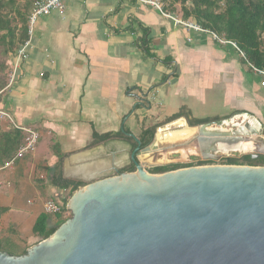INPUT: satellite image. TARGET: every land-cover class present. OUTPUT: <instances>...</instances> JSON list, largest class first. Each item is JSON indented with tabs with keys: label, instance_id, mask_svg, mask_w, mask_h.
<instances>
[{
	"label": "crops",
	"instance_id": "crops-1",
	"mask_svg": "<svg viewBox=\"0 0 264 264\" xmlns=\"http://www.w3.org/2000/svg\"><path fill=\"white\" fill-rule=\"evenodd\" d=\"M64 2V16L36 25L26 61L10 55L16 79L0 92L14 122L0 117V169L23 143L17 125L41 135L35 153L0 171V249L16 256L67 220L44 213L49 200L68 210L75 191L61 176L87 186L127 172L135 138L154 125L264 124L261 79L233 45L137 0Z\"/></svg>",
	"mask_w": 264,
	"mask_h": 264
},
{
	"label": "water",
	"instance_id": "water-1",
	"mask_svg": "<svg viewBox=\"0 0 264 264\" xmlns=\"http://www.w3.org/2000/svg\"><path fill=\"white\" fill-rule=\"evenodd\" d=\"M184 121L205 136L200 138L203 160L246 153L219 150L244 140L236 131L204 134L205 128L226 121L200 126ZM160 132L145 148L135 138V172L117 171V176L79 187L67 206L69 220L24 255L0 250V264H264V166L213 165L151 174L146 167L164 166L147 164L142 156L157 148ZM262 134L263 128L254 136L261 148L251 151L256 152L253 159L264 156ZM166 146L169 141L159 148Z\"/></svg>",
	"mask_w": 264,
	"mask_h": 264
},
{
	"label": "trees",
	"instance_id": "trees-1",
	"mask_svg": "<svg viewBox=\"0 0 264 264\" xmlns=\"http://www.w3.org/2000/svg\"><path fill=\"white\" fill-rule=\"evenodd\" d=\"M166 10L174 11L176 5H181V12L185 20L193 19L205 30H209L229 42L236 43L246 57L247 65L257 68H264V0H162ZM16 7V2L10 0ZM4 3L0 0V45L4 46V54L8 57L3 70H7L8 80L11 75L10 55L14 54L17 48L28 39L29 24L28 17L31 12L33 1L25 9H19L17 15L10 19L4 12ZM0 86V92L6 88L8 83ZM179 117H174L172 122ZM221 120L204 119L190 122V126H200ZM156 128H149L144 131L141 138L142 147H148L154 140ZM138 146V144H135ZM226 165L238 166H264V156L253 159L252 155L242 157V164L236 157L224 158ZM216 164L214 161L199 162V166ZM189 164H178L173 166L156 167L152 169V174H163L183 168H190ZM127 172H135L136 168L131 165ZM66 188L72 187L76 192L83 184L63 180ZM66 210L65 205H61ZM64 221L63 223H65ZM62 223V224H63ZM61 224V225H62ZM60 225V226H61ZM40 226V222L37 224ZM59 226V227H60ZM57 230V229H56ZM56 230L47 234L46 238L52 236ZM1 250V249H0ZM2 251V250H1ZM26 254V253H25Z\"/></svg>",
	"mask_w": 264,
	"mask_h": 264
},
{
	"label": "built area",
	"instance_id": "built-area-1",
	"mask_svg": "<svg viewBox=\"0 0 264 264\" xmlns=\"http://www.w3.org/2000/svg\"><path fill=\"white\" fill-rule=\"evenodd\" d=\"M32 1H33V6L28 17V24H29L28 39L24 43H22L15 52L16 58L20 61L21 60L26 61L29 58L28 51L31 45V40L34 35L35 27L38 24V22L42 18L48 17L55 12L59 13L61 16H64L66 13V5L64 0H32ZM137 1L142 5L151 6L152 8H155L156 10L160 11L166 18L174 21L177 26H181L187 29L188 31H192L196 33H208L212 35L213 38L222 45H228V44L233 45L238 50L240 55L246 60L244 52L240 50V48L236 43L221 39L215 33L209 30H205L193 19L185 20L183 18L176 16L173 13L167 12L165 9L164 2L162 0H137ZM249 67L255 74H257L260 77L261 86L264 89V68L260 69L250 64ZM15 79H16V75L12 72L7 87H10L14 83ZM0 117L2 119H7L10 122L14 123L12 117L5 111H0ZM16 127H17L16 129L21 131L24 135L23 143L20 145L15 157L12 160H10V162H7L4 165V167L0 169V171L11 168L18 159L33 154L38 149L41 138L40 133L32 128H26L18 125ZM3 186H4V182L0 179V191ZM44 213L49 216L63 214L67 218L70 211L63 210L61 205H59L56 201L49 200L46 202L44 206Z\"/></svg>",
	"mask_w": 264,
	"mask_h": 264
},
{
	"label": "rangeland",
	"instance_id": "rangeland-1",
	"mask_svg": "<svg viewBox=\"0 0 264 264\" xmlns=\"http://www.w3.org/2000/svg\"><path fill=\"white\" fill-rule=\"evenodd\" d=\"M1 1L5 5L4 12H6L10 16L9 17L10 19H13V16L17 15V11L19 9H25L27 6H30L32 3V0H14L16 2V7H14L12 3L10 2V0H1ZM175 9L177 11L176 13L178 15H181V9H182L181 5H176ZM7 61H8V57H6V55L4 54V46L0 45V86L5 84L8 80L7 70H3L4 69L3 67L5 66ZM235 120L233 122H236ZM187 122L189 123V121ZM261 125H263L262 136L264 137V124H261ZM245 127H246V124L238 120V124H233V123L224 124L223 123V125L221 126H215V124H213V126L208 127L206 130H216V129L222 130L223 129L227 131L239 132L240 128H245ZM153 128H156L155 135L157 133V130L160 128L161 132L159 134H164V135L167 134L170 136L171 138V141L169 142L170 146H166V148H162V149H151L152 151H149L145 154L146 155L145 159H148V161H150V160H157L159 158V160H161L160 164L162 166H168V167L173 166V165H178V164H189V165H192V167H200L199 162L204 161L202 155L200 154V151L198 149L182 151V148L192 149L195 146L198 147L199 144L201 143L199 139L205 136H202L201 134H198V133L197 134L194 133L193 130H189L185 125L181 126L180 124H178V122H176L175 124H172V122H167V121L161 122L160 124L154 125ZM177 133H180V134L174 137V135H176ZM240 134L244 136L243 143L245 145V149L240 150V151L237 150V152H246V153H233L231 157L238 158L240 160V164H242V157L247 156V155H253L254 153H256V152H251V151H254L257 148H261V144L258 142V139L254 137L255 135L250 132L245 133V132L240 131ZM249 136L251 138L247 139V137ZM179 139H180V143H174L176 140H179ZM169 149H174L178 151L171 152V153L165 152V150H169ZM220 151L224 152L226 150H220ZM157 156L159 157L156 159ZM224 158L216 162V164H209L205 166L226 165V161H224ZM146 170L149 173L152 172V168L146 167ZM71 217H72V214L70 212L66 219L69 220Z\"/></svg>",
	"mask_w": 264,
	"mask_h": 264
},
{
	"label": "bare ground",
	"instance_id": "bare-ground-1",
	"mask_svg": "<svg viewBox=\"0 0 264 264\" xmlns=\"http://www.w3.org/2000/svg\"><path fill=\"white\" fill-rule=\"evenodd\" d=\"M231 121H226V122H224V124H231ZM178 124H180L181 126H184L185 125L181 121H179ZM251 124L254 125V126H256V128H253L250 124H246V127L245 128H240V131L245 132V133H249L250 132V133H252V134L255 135L256 132H259V130H261V127H260L261 124L259 125L258 123H255L253 120L251 121ZM238 126H240V125H238ZM207 128L204 129V134H222V135H226L225 133L226 132H229L227 130H223L222 128H221L222 130H218V129H216V130H206ZM240 131L238 133H240ZM230 132L232 133L233 131H230ZM179 134L180 133H177L176 135H174V137L175 136H178ZM170 140H171V138H170L169 135H167V134H165V135L164 134H160L158 136V144H157V148L156 149H162V148H159V147H161L162 145H165V141H169L170 142ZM199 141H200V139H199ZM199 146H200V144H199ZM230 148H232L235 151H237V150L240 151V150H244L245 149V145H243L241 142L239 144L235 145V146L221 145L219 147V150H226V152H227V150L230 149ZM186 149L187 148H182V151H185ZM177 151L178 150H174V149L165 150V152H168V153L177 152ZM145 156L146 155H144V157L142 156V158H143V161L145 163H147V164L148 163H160L161 162L159 160H150V161H148V159H145Z\"/></svg>",
	"mask_w": 264,
	"mask_h": 264
},
{
	"label": "flooded vegetation",
	"instance_id": "flooded-vegetation-1",
	"mask_svg": "<svg viewBox=\"0 0 264 264\" xmlns=\"http://www.w3.org/2000/svg\"><path fill=\"white\" fill-rule=\"evenodd\" d=\"M229 132H230V131H229ZM241 143L244 145L243 141H242ZM193 149H196V150L198 149L199 151H201V147H200V146H198V147L195 146V147L192 148V149H191V148H188V149H186V151H187V150H193ZM158 157H159V156H157L156 159H157ZM157 160H159V158H158ZM159 161H161V160H159Z\"/></svg>",
	"mask_w": 264,
	"mask_h": 264
}]
</instances>
